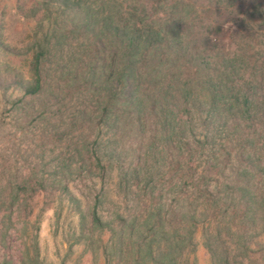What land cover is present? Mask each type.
<instances>
[{
  "label": "rangeland",
  "instance_id": "obj_1",
  "mask_svg": "<svg viewBox=\"0 0 264 264\" xmlns=\"http://www.w3.org/2000/svg\"><path fill=\"white\" fill-rule=\"evenodd\" d=\"M71 1L0 0V264L22 253L20 264H118L109 255L121 237L114 231L145 219L153 204L186 215L196 208L199 229L178 261L213 264L202 214L225 187H246L257 201L246 230L229 215L231 232L263 264L264 177L245 174L235 185L231 171L242 155L236 127L244 154L264 144V0H83L111 11L121 28L136 27L131 65L145 77L136 83L119 77L122 54L113 76L92 77L89 65H110L119 44L109 34L100 52L96 30L85 38L84 11H71ZM228 85L235 111L211 117V91L228 97ZM125 90L142 97L143 116L125 103ZM243 107L248 114L232 117ZM5 187L28 188L17 196ZM226 247L235 251L232 241Z\"/></svg>",
  "mask_w": 264,
  "mask_h": 264
},
{
  "label": "trees",
  "instance_id": "obj_2",
  "mask_svg": "<svg viewBox=\"0 0 264 264\" xmlns=\"http://www.w3.org/2000/svg\"><path fill=\"white\" fill-rule=\"evenodd\" d=\"M71 3L73 4V8L71 11H76L75 9L77 8H81L80 10L84 11V13H82L84 14L83 21L86 24V28H88L85 29L87 31L85 38L90 32L96 30V37L99 39V42L97 41V46L100 52L103 50L102 46H104V49H106L107 47L101 40H103V37L106 38L109 34L116 37L118 41L117 43L119 44V46L116 47L118 51L115 49L114 53L112 54L113 62L110 65L106 63V60H98L100 61L99 63L98 61H95L89 65L88 69L92 73V77L95 79L99 77L101 79L105 76H107V78L113 76L116 70L115 57L122 54L123 58L121 57L120 59L121 68L118 72L119 77L123 79L125 77H130L131 79L134 78L135 83L137 82L138 78L144 80L145 77L141 78L142 75L138 73L137 67L131 65L137 54L135 51V48L138 44V39L135 35V30H137L136 27L126 28L125 26V28H121V20L118 21L119 23H116L117 21L112 18L111 11L104 13L105 10H103V8L94 11L92 4H83V0H72ZM114 23L118 25L117 28H113ZM177 23L178 22H176L175 24ZM163 25H168V23H165ZM159 34L160 31L156 33L157 36H159ZM129 69L131 71H129ZM207 85L212 88H217L219 85H222V82L211 79L208 80ZM137 86L139 88L140 83H138ZM216 90L219 89L217 88ZM233 90L236 89H234V87H229L228 85V87L226 88L228 97L232 95L231 92ZM33 92L34 91H32V93ZM130 92V90H128L127 92L126 90L122 92L125 103L137 108L140 115L143 116L144 110L142 109V97H140V95L135 96L134 93L132 96V93L129 94ZM211 92L213 99L212 108L209 110L211 117H217L213 115V113H220V111L222 110H228L227 112H230L231 115L234 108L232 103L234 99H232L231 96L230 98H228L223 94L220 95V92L218 93L215 90ZM191 95L192 93L190 91H184L182 96L188 101V97ZM237 96L238 95L233 97L236 99ZM226 102H230V106L228 105L229 107L225 105ZM247 102L248 100L245 99L244 104H246ZM247 112L248 110L243 107L242 109H239L237 112H235L232 117L238 114L244 117L246 114H248ZM207 127L209 126L207 125ZM234 131L238 136L236 139L237 146L240 150H242V155L239 154V156H236L235 160L233 161V168L231 171L233 176V184L238 185L241 182V176L245 174H251L253 176L260 175V177L263 178L264 156L260 155V150H263L262 153H264V144L261 145L262 148H257L255 154H244L247 146L244 143L245 140H243L242 135L244 130L241 133V129L239 127H236ZM231 159L232 158L229 157L224 160L226 166L231 165ZM5 188H9L11 192L15 191L18 196V194H20V191H26L28 187ZM225 190H227V195L225 198L221 197L219 199L215 196H209L207 202L215 203L218 201L217 203L219 205H217L216 208H213V205L207 203V211L202 214L203 220H205V234H207V231L209 232L206 235L205 247L207 248L213 259V264H261L260 262L262 260L257 261L256 257H252L256 253H258V251L256 249H253L252 246L248 245L247 240L245 242L241 235H236L231 232L234 222H232L231 215H229L230 211H235L237 214L235 213L234 219L239 220L238 222L241 224V227L246 230V227L253 226L254 222L257 220V214L258 212H260L259 208L257 207V201H254L255 199L247 194L246 187H225ZM0 191H3V187H0ZM262 198L264 201V197ZM223 201L226 203L221 204L220 202ZM173 207V205L162 206L159 204H153L152 207H149L148 210L150 211L145 219L142 218L143 220L140 221V219L136 218L135 220L130 221L128 224L122 222L120 230L114 231V236L120 235L121 237L118 239L117 243H115V238H113V243L112 241L110 242L111 249L109 253H112H110L109 255L111 257H119L120 259L118 264H131L132 262L133 264H147V260H154L155 264H180V262L178 261V256H181V251L184 248V243L191 241L195 231L199 229L198 226L201 222V219L196 208L192 209L191 212H188V214L186 215L185 212L187 209L182 210V208H180L178 211L173 212ZM234 207H236V210H234ZM238 207H240L242 211V213L240 214H238V212H241L237 210ZM92 212L93 223L99 224L100 219L97 215L96 207H94ZM261 213L262 218L259 217V219L262 220L261 223L263 225L261 227V230L263 231V209L261 210ZM208 217L210 219H208ZM225 217H229L230 219H226ZM253 217H255V219H253ZM245 218H249L250 220H252V223H250L249 221H245ZM125 230L129 231L128 237L130 239V242L128 244L124 239L126 237ZM224 233L225 237H223ZM134 237L135 239H133ZM227 241H232V243L234 244V252L230 253V251L227 249ZM262 248L264 251V246H261V249ZM232 253L234 254L232 255ZM21 256L23 259L21 260L22 262H13L12 260L4 259L1 264L26 263L27 259L24 260V253H22Z\"/></svg>",
  "mask_w": 264,
  "mask_h": 264
}]
</instances>
